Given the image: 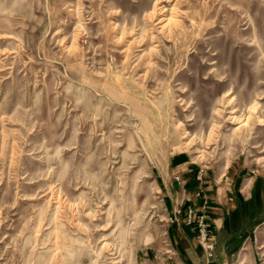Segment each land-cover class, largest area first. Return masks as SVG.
Instances as JSON below:
<instances>
[{"label": "rangeland", "instance_id": "1", "mask_svg": "<svg viewBox=\"0 0 264 264\" xmlns=\"http://www.w3.org/2000/svg\"><path fill=\"white\" fill-rule=\"evenodd\" d=\"M196 170L264 176V0H0V264H160Z\"/></svg>", "mask_w": 264, "mask_h": 264}, {"label": "crops", "instance_id": "2", "mask_svg": "<svg viewBox=\"0 0 264 264\" xmlns=\"http://www.w3.org/2000/svg\"><path fill=\"white\" fill-rule=\"evenodd\" d=\"M225 180L209 185L196 170L184 184L171 182L170 195L183 205L170 209L173 221L167 225L173 249L160 257V264H206L197 228L184 220L191 205L205 216L217 239L212 264H264V176Z\"/></svg>", "mask_w": 264, "mask_h": 264}, {"label": "built area", "instance_id": "3", "mask_svg": "<svg viewBox=\"0 0 264 264\" xmlns=\"http://www.w3.org/2000/svg\"><path fill=\"white\" fill-rule=\"evenodd\" d=\"M181 214V211L178 212ZM188 225H194L198 231L199 243L202 247L203 253H205L206 264H212L215 260L216 253V241L215 235L209 228L205 220V216L198 212L192 205L186 208V215L184 218ZM171 221H173L171 219Z\"/></svg>", "mask_w": 264, "mask_h": 264}]
</instances>
